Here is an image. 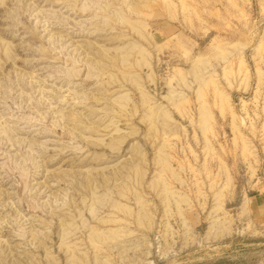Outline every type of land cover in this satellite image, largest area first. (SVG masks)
<instances>
[{
	"label": "rangeland",
	"instance_id": "obj_1",
	"mask_svg": "<svg viewBox=\"0 0 264 264\" xmlns=\"http://www.w3.org/2000/svg\"><path fill=\"white\" fill-rule=\"evenodd\" d=\"M0 264H264V0H0Z\"/></svg>",
	"mask_w": 264,
	"mask_h": 264
}]
</instances>
